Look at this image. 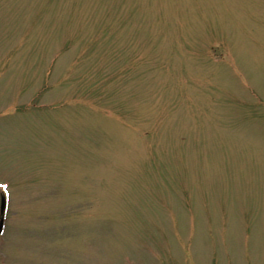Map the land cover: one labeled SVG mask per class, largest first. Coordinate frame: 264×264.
Masks as SVG:
<instances>
[{"label":"rangeland","instance_id":"rangeland-1","mask_svg":"<svg viewBox=\"0 0 264 264\" xmlns=\"http://www.w3.org/2000/svg\"><path fill=\"white\" fill-rule=\"evenodd\" d=\"M0 264H264V0H0Z\"/></svg>","mask_w":264,"mask_h":264},{"label":"snow or ice","instance_id":"snow-or-ice-1","mask_svg":"<svg viewBox=\"0 0 264 264\" xmlns=\"http://www.w3.org/2000/svg\"><path fill=\"white\" fill-rule=\"evenodd\" d=\"M2 187H6L5 185H0V188H2Z\"/></svg>","mask_w":264,"mask_h":264},{"label":"water","instance_id":"water-1","mask_svg":"<svg viewBox=\"0 0 264 264\" xmlns=\"http://www.w3.org/2000/svg\"><path fill=\"white\" fill-rule=\"evenodd\" d=\"M1 204H2V202H1ZM2 206V205H1Z\"/></svg>","mask_w":264,"mask_h":264}]
</instances>
